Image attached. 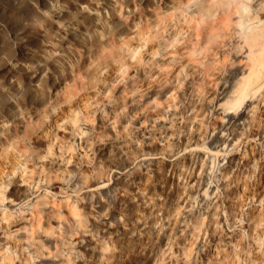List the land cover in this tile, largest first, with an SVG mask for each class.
I'll use <instances>...</instances> for the list:
<instances>
[{"label": "rangeland", "instance_id": "374dc122", "mask_svg": "<svg viewBox=\"0 0 264 264\" xmlns=\"http://www.w3.org/2000/svg\"><path fill=\"white\" fill-rule=\"evenodd\" d=\"M0 264H264V0H0Z\"/></svg>", "mask_w": 264, "mask_h": 264}, {"label": "bare ground", "instance_id": "6f19581e", "mask_svg": "<svg viewBox=\"0 0 264 264\" xmlns=\"http://www.w3.org/2000/svg\"><path fill=\"white\" fill-rule=\"evenodd\" d=\"M229 5H230L229 3H225V9L228 8V10H229ZM256 33H257V31H250L249 33H247L245 35V37H246L245 40L246 41H251L253 38L258 36V34H256ZM249 85H250V76L247 77V78H244L240 82H238L236 88L234 89V93L236 94V97L234 98L233 105L236 104L237 101L239 99H241L242 96L248 91ZM259 239H260V237L258 235V239L257 240H259Z\"/></svg>", "mask_w": 264, "mask_h": 264}]
</instances>
